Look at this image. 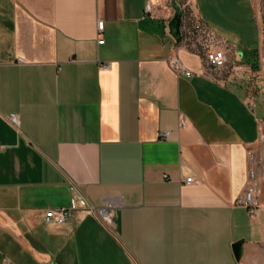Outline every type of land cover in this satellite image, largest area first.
I'll list each match as a JSON object with an SVG mask.
<instances>
[{"label":"crops","instance_id":"0c3cea01","mask_svg":"<svg viewBox=\"0 0 264 264\" xmlns=\"http://www.w3.org/2000/svg\"><path fill=\"white\" fill-rule=\"evenodd\" d=\"M191 2L229 67L169 33L171 0H0V264H264V214L235 205L261 138L235 71L258 19L251 0Z\"/></svg>","mask_w":264,"mask_h":264},{"label":"built area","instance_id":"2783aa9c","mask_svg":"<svg viewBox=\"0 0 264 264\" xmlns=\"http://www.w3.org/2000/svg\"><path fill=\"white\" fill-rule=\"evenodd\" d=\"M153 6L152 2L147 3L146 11L150 12ZM183 6V9L186 10L188 6L192 9L191 0L187 1ZM104 30V21L100 20L98 22V32H102ZM182 35H184L182 44L186 47L192 46V48H200L204 53V60L206 65L209 68L222 70L230 66L232 64L231 59L227 54V50L221 48L220 45L224 42L222 39L217 37V35L209 29L200 19L196 13L191 10L190 14L186 15L184 18V23L182 26ZM104 39L100 38L99 43H103ZM169 67L177 74V75H186L191 76L193 71L189 69L180 59L179 56L170 57L168 59ZM110 64L102 65L103 70L109 69ZM8 120L10 123L15 126H20V117L17 114H10L8 116ZM160 138L168 139L171 136L170 131H161L159 133ZM255 156L252 151L249 152V177L250 181L248 183L247 188L244 192L237 197L235 201L236 206H241L247 209L249 215L253 218H256L260 211L262 210V206L259 199V193L257 186L254 184L253 180L256 174V169L254 165ZM193 181V177H188L186 179V183H191ZM75 189V188H74ZM78 206L89 207L90 209L99 212L100 214H107L108 208L102 207L98 208L94 205H89L83 195H78L77 200ZM112 206V204H109ZM72 215V211L70 208L59 207V208H49L45 211L44 221L48 225H61L68 221Z\"/></svg>","mask_w":264,"mask_h":264},{"label":"rangeland","instance_id":"374dc122","mask_svg":"<svg viewBox=\"0 0 264 264\" xmlns=\"http://www.w3.org/2000/svg\"><path fill=\"white\" fill-rule=\"evenodd\" d=\"M187 1L189 0H180V3ZM251 2L259 23L260 41L250 59L244 60L243 67L235 71H238L241 76L246 78L248 81L247 94L251 101L262 111L261 138L250 151L255 156L254 165L256 174L253 182L257 186L264 214V0H251ZM192 10L196 12L194 4H192ZM251 37V43L244 46L245 49L243 50L246 52L257 46V37L253 32L251 33ZM221 48L226 49L225 47Z\"/></svg>","mask_w":264,"mask_h":264},{"label":"water","instance_id":"95a60500","mask_svg":"<svg viewBox=\"0 0 264 264\" xmlns=\"http://www.w3.org/2000/svg\"><path fill=\"white\" fill-rule=\"evenodd\" d=\"M171 7L174 12L172 18L168 22V30L176 40H180L182 38L183 8L179 0H171ZM242 245L243 240H239L233 245L238 260H240L242 256Z\"/></svg>","mask_w":264,"mask_h":264},{"label":"trees","instance_id":"16d2710c","mask_svg":"<svg viewBox=\"0 0 264 264\" xmlns=\"http://www.w3.org/2000/svg\"><path fill=\"white\" fill-rule=\"evenodd\" d=\"M179 2H180V0H179ZM186 2H181V5H184ZM182 8H183V6H182ZM191 8L188 6V8L186 9V10H184L183 9V21H182V26H183V23H184V18H185V16L188 14H190V12H191ZM198 19H200V21H202L206 26H207V24L200 18V17H198ZM208 27V26H207ZM209 28V27H208ZM210 29V28H209ZM217 35V34H216ZM217 37H218V35H217ZM183 38H184V35H182V38L180 39V40H178V43H181L182 44V42H183ZM220 38V37H219ZM221 39V38H220ZM190 49H192L193 51H196V52H199V53H203V51L200 49V48H192V46H190L189 47Z\"/></svg>","mask_w":264,"mask_h":264}]
</instances>
